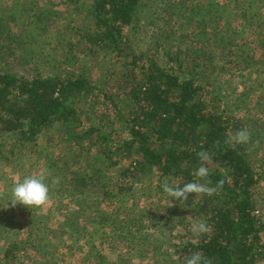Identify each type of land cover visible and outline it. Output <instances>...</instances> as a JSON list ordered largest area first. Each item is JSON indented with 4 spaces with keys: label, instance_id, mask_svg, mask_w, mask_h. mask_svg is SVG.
I'll list each match as a JSON object with an SVG mask.
<instances>
[{
    "label": "rangeland",
    "instance_id": "rangeland-1",
    "mask_svg": "<svg viewBox=\"0 0 264 264\" xmlns=\"http://www.w3.org/2000/svg\"><path fill=\"white\" fill-rule=\"evenodd\" d=\"M212 1L141 0L124 35L140 63L154 62L169 69L175 64L167 61L175 58L184 62L183 67H190L180 78L202 86L206 101L212 100L211 106L216 102L217 109L224 110L229 119L228 137L241 128L250 131L251 141L238 147L259 178L253 200L256 215L264 223V26L256 23L249 30L240 17L242 11L246 15L257 12L260 19V11L254 10L264 0H216L217 6ZM90 11V3L84 0L78 4L0 0V16L8 27L0 28V72L28 79L49 74L86 77L95 90L84 98L82 122L88 125L92 117V123L102 126L117 119L112 126L117 139L108 142V149L114 150L125 137L129 139L118 117L124 107L129 108L119 88L126 72L122 59L90 44L85 45L87 49L78 45L69 50V43L76 44L81 33L92 28ZM5 36L8 42L3 40ZM90 49L95 53H88ZM105 92L118 96L115 101H120L122 110L118 115L104 99ZM55 133L52 130L36 144L19 143L14 155L8 147L0 150V264H176L174 254H191L187 245L197 239L188 231L190 219L201 215L208 219L203 196L190 200L188 206L170 203L162 195V180L154 171L140 170L128 181L117 179L124 169H131L135 156L125 160L113 156L120 164L111 166L99 150L89 146L93 140L85 142L75 156L65 153L67 145ZM58 148L68 161L63 176L76 173L93 183L82 195L75 194L78 189L74 192V187L65 188L74 183L69 176H65L64 189L60 183H51L59 178L48 170L57 159ZM212 167L226 174L221 163ZM29 175L47 177L49 204L36 210L20 205L3 209L13 182ZM97 180L112 187L107 197L98 193ZM105 214L109 216L106 221L100 218ZM20 225L25 228L21 233ZM17 238L24 240L23 250L6 260L4 252ZM260 245L259 264H264V229Z\"/></svg>",
    "mask_w": 264,
    "mask_h": 264
},
{
    "label": "trees",
    "instance_id": "trees-1",
    "mask_svg": "<svg viewBox=\"0 0 264 264\" xmlns=\"http://www.w3.org/2000/svg\"><path fill=\"white\" fill-rule=\"evenodd\" d=\"M78 1L64 0L67 4H78ZM84 1L90 3L92 28L81 33L76 44L69 43V50L78 45L87 49L85 45L90 44L100 50L114 52L122 59L126 72L121 76L123 79L119 88L127 97L130 109L124 107L125 114L122 112L120 115V101H115L118 96L105 92L104 99L115 114H119L129 139L125 137L119 147L108 149V142L117 136L116 129L112 127L117 119L113 117L112 121L102 126L97 122L92 123V117H89L91 121L88 125L86 121L82 122L84 98L95 90L86 77L49 74L28 79L0 72V150L8 147L14 155L19 143L36 144L39 138L42 140L49 132L57 130L55 134L67 145L65 153L76 156L75 152L82 151L85 142L93 140L89 146L99 150L111 166L120 164L118 160L114 161L113 156L121 160L135 156L137 159L132 164V170L129 167L124 169L116 176L118 180H132L131 177L134 178L135 173L142 170L154 171L162 181L169 175L182 173L185 182H190L194 175L196 153L209 151L216 164L221 163L226 169L223 175L212 167L213 183L221 179L224 183L213 196H203L204 202L208 203L205 212L210 231L195 243L187 245V248L190 253L191 249L201 251L212 258L214 264H259L264 223L256 215L253 200L259 178L241 148L226 143L229 119L224 115V110L217 109L216 102L211 106L213 101H206L202 86H195L192 80L180 78L190 68L183 67L184 62L180 59L167 61L168 64H175L177 71L169 66V69H164L154 62L149 65L139 62L140 58L134 55L124 32L133 23L141 0ZM214 1L215 6L219 5L218 1ZM261 5L254 10L260 11V19L255 14L257 12L246 15L242 11L241 24H246L248 29L256 23L264 26V23H260L264 22L261 21L264 5ZM1 27L8 28L0 16ZM260 33L257 31L254 34L259 37ZM3 40L8 42L9 39L5 36ZM88 53L94 54L95 51L90 49ZM55 152H58L57 159L49 165L48 170L59 177L61 189L65 186V176H69L74 183H67L68 187L65 188L74 187V192L78 189L75 194L85 193L91 185L89 180L76 173L63 176L67 157L59 155V148ZM96 184L100 185L97 191L102 196L107 197L112 190L101 181L97 180ZM117 188L119 192L123 190L121 186ZM107 217V214L100 216L104 221L108 220ZM20 218L25 221L22 215ZM18 229L25 228L21 226ZM10 246L4 252L6 260L13 258L17 250H23L24 240L17 238Z\"/></svg>",
    "mask_w": 264,
    "mask_h": 264
},
{
    "label": "clouds",
    "instance_id": "clouds-1",
    "mask_svg": "<svg viewBox=\"0 0 264 264\" xmlns=\"http://www.w3.org/2000/svg\"><path fill=\"white\" fill-rule=\"evenodd\" d=\"M251 141V133L247 128L238 129L230 135L226 143L235 145H246ZM196 167L190 182H185V175L182 173L169 175L160 184L162 195L173 204L189 205V201L200 196L211 197L223 186L224 181L218 180L213 183L212 165L216 163L209 151L201 150L196 153ZM52 184H58L59 178H53ZM51 199L50 184L45 175L25 176L18 182H13L8 202L3 209H8L9 205L15 208L17 205L30 210L46 207ZM188 231L193 238L199 239L210 231V225L201 216L191 217ZM176 251V250H175ZM175 253V252H174ZM172 259L176 264H214L212 258L204 255L201 251L192 250L186 256L173 255Z\"/></svg>",
    "mask_w": 264,
    "mask_h": 264
},
{
    "label": "crops",
    "instance_id": "crops-1",
    "mask_svg": "<svg viewBox=\"0 0 264 264\" xmlns=\"http://www.w3.org/2000/svg\"><path fill=\"white\" fill-rule=\"evenodd\" d=\"M22 231H24V229L20 230L19 232L21 233Z\"/></svg>",
    "mask_w": 264,
    "mask_h": 264
}]
</instances>
